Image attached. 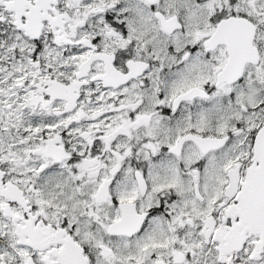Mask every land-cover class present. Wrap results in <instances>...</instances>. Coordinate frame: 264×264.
Segmentation results:
<instances>
[{
	"label": "snow or ice",
	"instance_id": "snow-or-ice-1",
	"mask_svg": "<svg viewBox=\"0 0 264 264\" xmlns=\"http://www.w3.org/2000/svg\"><path fill=\"white\" fill-rule=\"evenodd\" d=\"M0 264H264V0H0Z\"/></svg>",
	"mask_w": 264,
	"mask_h": 264
}]
</instances>
